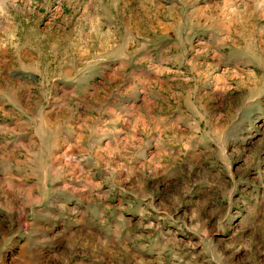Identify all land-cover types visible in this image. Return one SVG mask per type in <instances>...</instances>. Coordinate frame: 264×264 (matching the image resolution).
Returning a JSON list of instances; mask_svg holds the SVG:
<instances>
[{
  "label": "rangeland",
  "instance_id": "1",
  "mask_svg": "<svg viewBox=\"0 0 264 264\" xmlns=\"http://www.w3.org/2000/svg\"><path fill=\"white\" fill-rule=\"evenodd\" d=\"M0 264H264V0H0Z\"/></svg>",
  "mask_w": 264,
  "mask_h": 264
}]
</instances>
